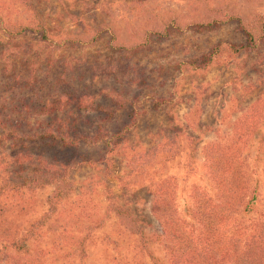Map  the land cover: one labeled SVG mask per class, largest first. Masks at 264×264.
I'll return each mask as SVG.
<instances>
[{
    "label": "rangeland",
    "instance_id": "rangeland-1",
    "mask_svg": "<svg viewBox=\"0 0 264 264\" xmlns=\"http://www.w3.org/2000/svg\"><path fill=\"white\" fill-rule=\"evenodd\" d=\"M222 13L252 24L264 14V0H0V71L10 62L9 77L19 78L17 88L0 78V98L12 97L18 107L32 99L29 114L44 125L48 119L34 112L45 102L58 93L85 94L87 111L68 108L57 118L68 114L77 132L92 138L65 153L44 148L45 140L29 144L32 164L17 175L20 145L11 148L0 129V188L21 177L35 184L23 203H8L13 213L0 215V264L36 255L42 264H171L151 237L160 232L151 213L154 186L169 184L178 224L196 230L188 213L197 194L217 198L225 190L211 177L204 148L227 141L247 111L259 124L242 153L246 175H231L215 221L233 235L229 245L264 221V38L251 51L223 52L205 69L191 64L218 43L245 44L237 22L220 23ZM5 23L30 30L9 38ZM163 144L176 146L172 156L169 148L154 154ZM54 158L67 167H51ZM57 169L65 170L61 182ZM6 200L0 197V207ZM35 225L28 254L10 247Z\"/></svg>",
    "mask_w": 264,
    "mask_h": 264
},
{
    "label": "trees",
    "instance_id": "trees-1",
    "mask_svg": "<svg viewBox=\"0 0 264 264\" xmlns=\"http://www.w3.org/2000/svg\"><path fill=\"white\" fill-rule=\"evenodd\" d=\"M222 15V18L219 20L220 23L237 22L239 30L246 36V42L238 46L218 43L206 53L201 60H194V64L191 63L195 65L196 69H205L210 65L213 59H219L223 52L238 54L241 51H251L256 45L257 37L261 39L264 38V14L257 18L252 24L243 23L238 15L225 13H222ZM3 29L9 38H15L30 30L26 25L16 23H5ZM32 29L33 28H31V30ZM35 30L41 32L42 37H45L42 24L39 22L35 23ZM10 71L11 64L7 62L6 66L0 71V76H2L0 78L6 79V82H3L4 84L11 85L15 83V88H17L19 78L11 79V77H9ZM143 82H145L144 78ZM11 88H13V86H9L8 89L11 90ZM12 93L13 92H9L11 95ZM117 95L119 94H115V97ZM31 100L28 104L23 106L19 105L18 107L14 104V99L12 97H10L9 102L5 100V98L3 99L2 96L0 98V109L4 112L2 118H0V129L4 130V135L2 137L5 136L6 140L11 143V148H15L17 144L20 145V150L13 159L17 166V170H15L17 175H21L23 172L22 170L29 169L32 164V158L29 156L28 151L30 147H27L29 144H33L39 140H45L43 142L44 148L50 147L54 148L56 152L65 153L69 152V150L73 149L76 145L92 139L77 132V127H75L72 118H70L68 114H66V117L63 119H60L62 121L57 118V113H64L68 108H71V110L76 113L87 111L89 107H91V102L88 103L89 98H87L85 94L79 95L73 91L68 93L63 92L58 93V97L53 101L45 102L40 110L34 112V114L44 116L48 119L44 125L40 124L39 120H33L31 114H29L33 111V109L27 108V105L33 103ZM17 107L20 113L18 119H14L12 116ZM252 117V115H248V111L247 114H242L236 119L231 130V135L227 141L223 143H210L204 148L209 173L211 177L213 176L214 178L219 176L217 180L214 181L220 188L225 187V190H217V198L216 195L212 198L204 192L197 194V203H195L197 208L195 211L193 210V212L188 213L194 215L193 218L196 230H192L186 224L183 228L178 224V218L176 217L178 215L174 204L175 191L170 190L169 184H157L154 186L151 213L159 222L160 232L152 234L151 237L166 250L171 264H225L226 262H231L233 264H264V221L258 220L254 229H252L248 235L245 234L243 240L237 241L238 245L237 242L229 245L227 240H233V238H231L233 235L228 236L227 231L218 225H222V222L215 221L219 220L216 217L218 208L225 198V195L231 191L229 187L232 188V185H234L231 175L234 172H239L237 170H240L244 178L245 166L243 172V167L241 165L242 153L248 145L252 131L255 130L259 124L256 119L251 120ZM30 120L32 121L31 123L29 122ZM65 121H68L70 126L65 123ZM7 126L10 127L11 130H6ZM21 127L25 128L26 133L20 134L17 132ZM37 129H39V132L36 131ZM97 130L99 132V127ZM101 135H104L103 132H101ZM120 135L121 133L118 132L114 137ZM179 135L180 134L174 135L175 140ZM99 139L98 137V140ZM168 146L169 144L157 145L154 154L162 153L166 148H169ZM173 148H176V146L173 147L170 145L169 151L175 150ZM171 153L172 156L174 153ZM56 161H58L57 158H54L53 162L49 163V165L55 168L57 167V163H59L58 165H60L61 169L62 167H67L65 163ZM61 169L55 171V176H58L56 181L59 180V182L62 180L61 177L65 175V170L62 172ZM33 182L34 181L30 179L21 177V183H5L4 186L0 188V197L7 200L6 203L0 207V215L7 217L13 213L12 210H9L8 203L11 201V205H16L15 203L12 204L13 199L19 202L18 205H20V202L23 203L27 192L35 185ZM243 183L245 185L246 181H243ZM224 191L226 194H224ZM59 194L61 197V193ZM66 196L67 195H63L62 199L67 198ZM198 198L200 199L198 200ZM120 212L127 213L125 211ZM243 212L247 215L252 212V209L250 210L246 206ZM1 223H3V220L0 216V224ZM36 224L39 226L38 222ZM37 225L31 226L28 229V233L24 239L12 241L10 247L16 252L28 254V243L35 236V231L38 230ZM83 243L84 241H82V245ZM79 244H81V241ZM143 244L146 248L147 240L144 235ZM229 248H234L233 252H231ZM35 257L36 258L26 257L28 259L16 261H11V258H9L5 261H7V264H42V257L38 255Z\"/></svg>",
    "mask_w": 264,
    "mask_h": 264
}]
</instances>
